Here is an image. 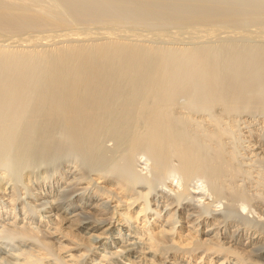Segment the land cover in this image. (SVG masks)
Returning <instances> with one entry per match:
<instances>
[{
    "label": "bare ground",
    "instance_id": "bare-ground-1",
    "mask_svg": "<svg viewBox=\"0 0 264 264\" xmlns=\"http://www.w3.org/2000/svg\"><path fill=\"white\" fill-rule=\"evenodd\" d=\"M43 33L0 38L19 43L0 45V264H264V230L228 228L237 206L264 218L259 47Z\"/></svg>",
    "mask_w": 264,
    "mask_h": 264
},
{
    "label": "rangeland",
    "instance_id": "rangeland-1",
    "mask_svg": "<svg viewBox=\"0 0 264 264\" xmlns=\"http://www.w3.org/2000/svg\"><path fill=\"white\" fill-rule=\"evenodd\" d=\"M37 13L40 15H38ZM43 17H45V19ZM73 24H74L73 26L74 28H76L75 26H77V28L83 29L86 32L87 30L88 31L90 30V33L89 32L87 33H89V35L90 34L92 35L91 38H89L90 36L86 37V39L88 38L87 40L83 37L85 39L83 41L80 40L81 37H77L78 39H73L75 37H72L73 40L72 41L69 37L65 36L66 38H69L71 40V42L69 43H73L75 40L74 43L76 42L79 43L81 41L80 44L81 43L84 44L85 42L88 45V42H90L94 38L93 41L95 43H99L100 41L109 42L111 40L112 41L125 40V42L134 41L133 43L139 46H147V45L149 46L150 44H151L150 46H154L157 44L156 45L157 47L158 46L165 47L166 45H167L166 47L168 46L173 47V45L180 47L188 45L189 47H192L198 44L200 46H212V47L220 46L221 48H223L225 45L227 46L230 45L231 47L229 46L227 50H229L230 48V51H234V49L236 51L235 46H237V52L239 50L242 51L243 49H246L248 46L257 45L256 47L257 48L259 47V49L261 50L260 51L258 49V52L259 53L261 52L260 54L262 55L264 54V0H9V1L0 0V31H1L0 38L3 39L6 38L7 36L13 37L15 35L14 39L18 40L20 37L23 38L22 35L27 37L28 34L29 35L31 34V36H34L35 34L36 36V34L41 35L44 32L43 35L45 34L46 36L48 34V36H50L51 34V38H54V40L52 39L54 43L51 40L48 43L46 42L47 44L55 45L56 42V44L58 43L59 45H63V44L65 45L67 44V42L65 40L66 38H64L65 32L63 33V31L65 29L68 31L69 27L70 29H74L73 27H71ZM192 28L195 29V35L196 32H198V34L202 32L201 28H203L202 30H204L203 34L208 33V35H206V37H200V36L198 37L197 34L196 38L198 40H196L194 35V30ZM210 29H212L211 33H210ZM118 30H120L121 33L124 30L127 32L124 31V33L121 34ZM175 30H177V32ZM10 31L11 33H13L12 35ZM106 31L108 33L109 32L111 33V31L113 33V31H115V34H117L116 36L114 35L116 39L114 36H111L113 34L109 36L107 34V36H104V34L106 35L107 33ZM158 31H159L158 35L161 33L162 34L164 33L165 36L166 35L169 36L171 34L170 37H172V35H175L176 40L178 41L179 39L178 43H176L175 40L174 43V41H171V39L170 41H166L165 39L162 38L160 39L162 40V42H160L158 38L161 36H158L156 34ZM172 32H174V34ZM213 32L217 34L213 35ZM59 33L61 35L63 33V37H61V39L63 38L62 40H65L63 41V43L62 40L61 41L59 40L60 38ZM141 33L142 34L145 33L144 34L145 36L142 35ZM93 34L95 35V37H93L94 36ZM120 34L121 37H117L120 36ZM136 34L137 35L140 34L142 36L141 39H140V35L134 38ZM177 34L179 35L177 36ZM146 35H150V38ZM154 35L157 36L155 37ZM181 35L184 39L180 37ZM192 35L194 38L192 37ZM128 36L131 38H129ZM10 37L9 39H11ZM109 37H111L112 39L110 40ZM137 37L140 40L137 39ZM97 38H99V40ZM130 39H132V41ZM150 39H152L151 41H154L153 44L151 43ZM12 40H9L8 43H11V46H15L18 48L19 43L17 44V42H15L16 40H14L13 41L14 44H13L12 42H10ZM1 41H3L0 42L1 46H3V44L8 45V43L6 44L4 43L5 40H1ZM59 41L61 43H59ZM93 41L91 42L94 44ZM91 42L89 44H91ZM46 43L45 44L42 43V45L44 44V46H42L40 45L41 43L38 42L36 43V47L40 50L42 47H46ZM47 46H51V45H47ZM30 47L31 46H29V48ZM260 59L262 60L263 56H259L258 57L259 61L257 60L256 63H260L261 62ZM251 62L252 61H250V63ZM186 98L187 96L184 99ZM184 99H180V100H184ZM185 101L187 102L188 98L184 100V102ZM181 107H182V102L179 101L178 104H174V106L172 107V111L175 112L176 110L177 111L175 112L177 113L176 115H180V116L183 113L186 115L187 111H191V110L183 111ZM178 112L181 114H178ZM263 117L264 115H258L254 117L256 118V122L258 123L257 126L258 125L260 126V124L264 123V122L263 123L260 122L261 120L263 121L264 119ZM177 118L173 120L174 128L176 125V128L179 127V130L181 131L180 128L182 127L180 126L183 125L184 120L182 121V119H179V116ZM176 119L179 121H177ZM176 122L179 123L178 124L179 126L175 124ZM111 143L112 142H109L108 144L110 145ZM139 161L140 162H137V164H135L137 165L135 166L136 168L135 170H137L138 172L134 170L135 171L134 176L137 173L138 175L136 176L138 177L141 176V174L144 175L145 170L148 169L145 168L144 164L142 163L144 162L142 158H140ZM63 180H60L58 182L59 184V185L57 184L58 187L54 182L53 184L55 185L54 192L64 184ZM163 183L164 184H160L159 191H163L164 194L165 193L171 194V190H169V188L167 187V183H172L173 185H176L175 181H171L170 179H167L166 182ZM196 184L200 185V182H197ZM250 188L252 189L251 186ZM246 189L247 191H249V188ZM155 192H158V188H156ZM205 193L208 195L207 192ZM207 195L204 194V196ZM204 199L206 198L200 199L201 201H199V203H196L197 201L193 203L203 206V203L205 201ZM253 202L255 203V201ZM215 205L216 206L215 207L213 206L212 209H216L217 211L218 209L219 210L221 209L222 211H224L225 208L224 204L222 205L215 204ZM236 208L237 210L233 212V216L231 217V219H234V221L229 219L231 221L228 226L229 229L230 228L232 229L233 226H239L240 229L261 228L262 230H264L263 216L258 217L257 214H253V212L250 211L249 209L243 210V207L241 206L239 207L237 206ZM221 210L220 212H222ZM250 231L252 230L250 229Z\"/></svg>",
    "mask_w": 264,
    "mask_h": 264
}]
</instances>
